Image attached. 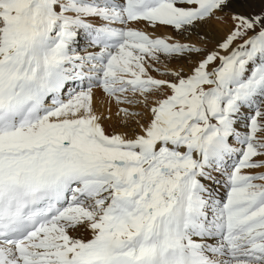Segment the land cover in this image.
<instances>
[{"label": "snow or ice", "instance_id": "1", "mask_svg": "<svg viewBox=\"0 0 264 264\" xmlns=\"http://www.w3.org/2000/svg\"><path fill=\"white\" fill-rule=\"evenodd\" d=\"M0 264H264V0H0Z\"/></svg>", "mask_w": 264, "mask_h": 264}, {"label": "bare ground", "instance_id": "2", "mask_svg": "<svg viewBox=\"0 0 264 264\" xmlns=\"http://www.w3.org/2000/svg\"><path fill=\"white\" fill-rule=\"evenodd\" d=\"M222 26V25H221Z\"/></svg>", "mask_w": 264, "mask_h": 264}]
</instances>
